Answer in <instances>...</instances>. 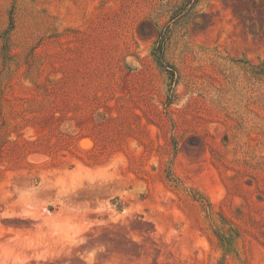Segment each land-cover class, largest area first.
Segmentation results:
<instances>
[{"label":"rangeland","instance_id":"obj_1","mask_svg":"<svg viewBox=\"0 0 264 264\" xmlns=\"http://www.w3.org/2000/svg\"><path fill=\"white\" fill-rule=\"evenodd\" d=\"M0 212V264H264V0H0Z\"/></svg>","mask_w":264,"mask_h":264},{"label":"bare ground","instance_id":"obj_2","mask_svg":"<svg viewBox=\"0 0 264 264\" xmlns=\"http://www.w3.org/2000/svg\"><path fill=\"white\" fill-rule=\"evenodd\" d=\"M34 198H35L34 195L24 196V197H23V202H24L25 205H30V204H32V202L34 201ZM71 213H72V212H71ZM72 214H73V215L68 216V218H70V219L75 218L76 214H75V213H72ZM83 215H84V214L81 215V218L84 217Z\"/></svg>","mask_w":264,"mask_h":264},{"label":"clouds","instance_id":"obj_3","mask_svg":"<svg viewBox=\"0 0 264 264\" xmlns=\"http://www.w3.org/2000/svg\"><path fill=\"white\" fill-rule=\"evenodd\" d=\"M187 102H188V97L185 96L182 100L179 101V103L177 104V107L183 108Z\"/></svg>","mask_w":264,"mask_h":264},{"label":"flooded vegetation","instance_id":"obj_4","mask_svg":"<svg viewBox=\"0 0 264 264\" xmlns=\"http://www.w3.org/2000/svg\"><path fill=\"white\" fill-rule=\"evenodd\" d=\"M0 214H1V212H0ZM35 264H41V263H35Z\"/></svg>","mask_w":264,"mask_h":264}]
</instances>
